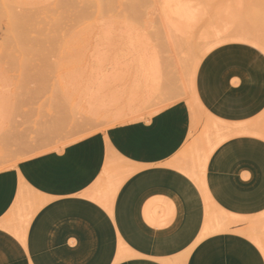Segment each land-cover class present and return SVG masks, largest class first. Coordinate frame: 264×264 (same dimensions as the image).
I'll return each mask as SVG.
<instances>
[{
    "label": "crops",
    "instance_id": "crops-1",
    "mask_svg": "<svg viewBox=\"0 0 264 264\" xmlns=\"http://www.w3.org/2000/svg\"><path fill=\"white\" fill-rule=\"evenodd\" d=\"M192 89L0 172V264H264V54L215 46Z\"/></svg>",
    "mask_w": 264,
    "mask_h": 264
},
{
    "label": "rangeland",
    "instance_id": "rangeland-1",
    "mask_svg": "<svg viewBox=\"0 0 264 264\" xmlns=\"http://www.w3.org/2000/svg\"><path fill=\"white\" fill-rule=\"evenodd\" d=\"M226 43L264 54V0H0V172L195 102L198 60ZM251 130L264 139V115Z\"/></svg>",
    "mask_w": 264,
    "mask_h": 264
},
{
    "label": "bare ground",
    "instance_id": "bare-ground-1",
    "mask_svg": "<svg viewBox=\"0 0 264 264\" xmlns=\"http://www.w3.org/2000/svg\"><path fill=\"white\" fill-rule=\"evenodd\" d=\"M170 2H171V1H170ZM169 4H171V3H169ZM178 6H180V5H178ZM183 6H184V5H183ZM167 7H168V6H167ZM170 7H171V6H169V8H170ZM173 7H174V6H173ZM173 7H172V9H173ZM175 7H176V5H175ZM186 7H187V6H186ZM169 8H168V9H169ZM180 8H181V7H179L177 10H179ZM182 8H185V7H182ZM182 8H181V9H182ZM181 9H180V10H181ZM166 11H167V10H166ZM170 11H171L172 14H174V13H173L174 11H173V12H172V10H170ZM189 11H190V8H189ZM168 12H169V10H168ZM168 12H167V13H168ZM184 12H185V11H184ZM184 12H180V13L182 14V13H184ZM193 12H194V11H193ZM193 12L190 11V12H188V13H190V14H191V13L194 14ZM185 13H186V12H185ZM185 13H184V14H185ZM169 14H170V13H169ZM178 14H179V13H178ZM181 14H179V15L181 16ZM184 14L182 15V17L184 16ZM179 15H178V16H179ZM186 15H187V14H186ZM195 15H196V14H195ZM167 18H168V17H167ZM167 18H166V19H167ZM178 18H179V17H178ZM170 19H171V17H170ZM180 19H181V18H180ZM184 19H185V18H184ZM172 20H173V19H172ZM172 20H171V21H172ZM183 21H184V20H183ZM167 22H168V21H167ZM186 22H187V21H186ZM181 23H182V22H181ZM188 23H189V22H188ZM169 24H170V23H169ZM176 24H177V23H176ZM180 25H181V24H180ZM180 25H179V26H180ZM190 25H191V24H190ZM190 25H189V27H191ZM167 26H168V25H167ZM187 26H188V25H187ZM192 26H193V25H192ZM175 27H176V26H175ZM191 28H192V27H191ZM180 29H181V28H180ZM188 29H189V28H188ZM185 30H186V28H185ZM169 31H170V30H169ZM176 31H177V30H176ZM181 31H182V30H181ZM186 31H188V30H186ZM189 31H190V30H189ZM185 33L188 34L187 32H185ZM225 34H226V33H225ZM225 34H224V35H225ZM241 34H242V33H241ZM181 35H182V33H181ZM183 35H184V29H183ZM226 35H227V34H226ZM231 35H233V34H231ZM245 35H246V33H245ZM179 36H180V35H179ZM242 36H243V34H242ZM250 36H251V35H250ZM183 37H184V36H183ZM183 37H182V38H183ZM221 37H222V36H221ZM227 37H228V36H227ZM227 37H226V38H227ZM252 37H253V36H252ZM262 37H263V36H262ZM174 38H175V37H174ZM229 38H231V37H229ZM254 38H255V36H254ZM179 39H180V38H179ZM220 40H221V39H220ZM260 40H261V39H260ZM181 41H182V40H181ZM215 41H216V40H215ZM203 42H204V41H203ZM210 46H211V45H210ZM214 47H215V46L210 47L206 52L210 51V50H211L212 48H214ZM180 48H181V47H180ZM174 50H175V49H174ZM197 50H198V48H197ZM144 51H145V50H144ZM159 51H160V50H159ZM178 52H180V51H178ZM198 52H199V51H198ZM157 53H158V52H157ZM162 53H163V51H162ZM164 53H166V51H164ZM164 53H163L162 55H164ZM180 53H182V52H180ZM158 54H159V53H158ZM160 54H161V53H160ZM160 54H159L158 56L161 58L162 55L160 56ZM194 54H195V53H194ZM194 54H193V55H194ZM149 55H150V54H149ZM152 55H153V54H152ZM193 55H192V56H193ZM179 56H180V54H179ZM185 56H186V55H185ZM185 56H184V57H185ZM141 57H142V54H141ZM177 57H178V56H177ZM142 58H143V57H142ZM150 58H152V57H150ZM196 58H197V57H196ZM198 58H199V57H198ZM200 58H201V57H200ZM152 59H156V58H152ZM157 59H158V58H157ZM182 59H183V58H182ZM143 60H144V59H143ZM154 61H155V60H154ZM159 61H160V60H159ZM189 62H190V61H189ZM145 63H146V62H145ZM170 63H171V62H170ZM151 64H152V63H151ZM168 64H169V63H168ZM192 64H193V63H192ZM154 65H155V64H154ZM159 65H161V62L159 63ZM163 66H164V65H163ZM163 66H162V67H163ZM156 67H157V65H156ZM156 67H155V68H156ZM168 67H169V65H168ZM193 67H195V65H194ZM149 68H150V67H149ZM163 68H164V67H163ZM165 69H166V68H165ZM161 71H162V70H160V72H161ZM150 72H151V71H150ZM155 72H156V71H155ZM158 72H159V71H158ZM167 72H168V71H167ZM153 73H154V72H153ZM161 73H162V72H161ZM161 73H160V74H161ZM163 73L165 74V72H163ZM151 74H152V72H151ZM157 74H158V73H157ZM165 75H166V74H165ZM190 75H191V74H190ZM164 77H166V76H164ZM167 77H169V76H167ZM155 78H156V77H155ZM158 78H159V77H158ZM162 78H163V77H162ZM157 80H161V79H157ZM163 81H165V80H163ZM161 82H162V81H161ZM165 82H166V81H165ZM165 82H164V83H165ZM157 83H159V82H157ZM164 83H163V85H164ZM157 85H158V84H157ZM160 87H161V86H160ZM160 87H159V88H160ZM199 146H200V145H199ZM187 155H188V154H187ZM193 156H194V155H193ZM195 156H196V155H195ZM102 182H103V181H102ZM23 215H24V214H23ZM8 216H10V215H8Z\"/></svg>",
    "mask_w": 264,
    "mask_h": 264
}]
</instances>
